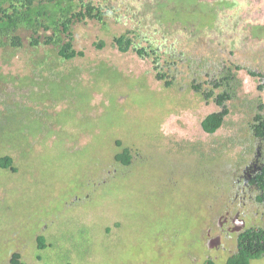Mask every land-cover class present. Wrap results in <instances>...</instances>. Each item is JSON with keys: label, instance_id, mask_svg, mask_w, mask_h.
Wrapping results in <instances>:
<instances>
[{"label": "rangeland", "instance_id": "obj_1", "mask_svg": "<svg viewBox=\"0 0 264 264\" xmlns=\"http://www.w3.org/2000/svg\"><path fill=\"white\" fill-rule=\"evenodd\" d=\"M159 1L107 0V24L74 25L84 57L63 60L52 45L33 47L24 30L22 48H0V157L12 156L18 169L0 167V264H10L13 252L29 264L38 257L43 264H226L236 236L223 237L225 249L208 245L220 213L238 208L264 227V203L251 193L241 202L237 193L255 153V106L264 100L262 79L248 72L264 71V32L255 33L264 27V0H201L215 5L216 18L200 28L167 22L173 14L163 20ZM128 30L140 32L141 45L159 47L157 63L117 48L114 36ZM228 64L242 66L240 86L226 102L224 125L209 134L201 121L221 107L193 85L207 89ZM49 68L63 75L49 77ZM23 91L42 112L43 130L36 121H5L6 104ZM127 147L133 159L123 165L116 156Z\"/></svg>", "mask_w": 264, "mask_h": 264}, {"label": "trees", "instance_id": "obj_2", "mask_svg": "<svg viewBox=\"0 0 264 264\" xmlns=\"http://www.w3.org/2000/svg\"><path fill=\"white\" fill-rule=\"evenodd\" d=\"M105 2L101 0H0V48L11 47L20 49L24 46V40L20 31L31 33L30 45L38 47L41 45H52L57 48L58 56L63 60H73L77 57H84L85 51L78 50L74 47V25L78 22L96 20L101 24H107L109 12L105 9ZM225 3H231L224 1ZM233 4L236 0L232 1ZM158 11L161 12V18L165 20V15L173 14L171 22H182L185 25L195 26V28L213 25L216 18L215 5L201 0H160ZM165 10L168 12L166 13ZM179 15L182 17L180 18ZM184 15H187L185 18ZM204 15H209V22L203 20ZM165 18V19H164ZM263 26H256L255 33H263ZM140 32L128 30L125 33L116 35L113 38L117 48L126 53L133 50L141 57H153L154 62L159 60V47L150 42L149 45H141L136 42L140 38ZM98 48L105 46L104 41L95 43ZM40 66L39 70L38 67ZM44 63L39 64L34 69V75L42 77V67ZM158 69V67L156 66ZM234 68H238L234 70ZM242 66L237 64L224 65L219 73L212 76L207 83L210 85L207 89H202L201 85L194 84L193 87L201 92L205 99L214 98L215 102L221 109L207 114L201 121L203 130L209 134L217 132L225 123L226 116L230 113L226 102L237 97V90L240 86V80L237 77V71ZM249 74L256 75L253 70H248ZM62 71H56L49 68V77L54 75H63ZM73 77V76H70ZM156 77L159 80H165L167 85L171 82L167 79V74L158 71ZM75 78V76H74ZM19 93L22 92L23 86H19ZM28 92L23 91L20 100L16 97L12 104L7 105L9 114L5 115V121H18L23 124L24 121H36L37 127L43 130L45 123L41 122V113L35 112L29 104L31 99L27 97ZM18 109V110H17ZM13 112V115L10 113ZM36 115V116H35ZM35 116V117H34ZM4 122V120H3ZM1 133V132H0ZM116 158L123 164L129 165L132 162L133 154L130 148H124ZM0 167L5 170L16 172L18 169L14 165V158L10 155L0 157ZM39 248H45L46 242L43 235L37 238ZM264 257V227H255L247 229L238 238V247L231 254L226 264H251L253 260ZM42 257H38L37 262L33 264H43ZM10 264H29L24 261L20 252H13ZM209 264H215L209 261Z\"/></svg>", "mask_w": 264, "mask_h": 264}, {"label": "flooded vegetation", "instance_id": "obj_3", "mask_svg": "<svg viewBox=\"0 0 264 264\" xmlns=\"http://www.w3.org/2000/svg\"><path fill=\"white\" fill-rule=\"evenodd\" d=\"M257 74L253 77H258L262 79V83L259 88L264 90V71H255ZM251 135L253 137V145L255 147V153L252 158L247 162L246 166L242 169L238 181L241 184L239 191L240 192V201H246V197L243 194H250V200H254L257 203H264V100L260 97L257 100V105L255 106V113L253 115V120L251 124ZM241 211L238 208L233 210H226L224 213H220L219 221L217 222L220 227L219 232L214 236L210 237V242L208 240V245L211 247L216 245L217 248L225 249V240L228 238H233L236 236V249L238 247V238L244 233L247 229L255 227H263L251 223L245 217H241ZM208 234L211 236L212 228L208 229ZM228 237V238H227ZM207 243V242H206Z\"/></svg>", "mask_w": 264, "mask_h": 264}]
</instances>
